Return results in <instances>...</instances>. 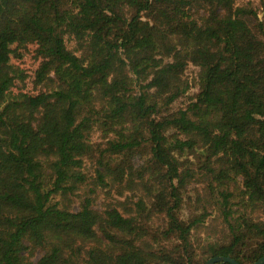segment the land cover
I'll return each instance as SVG.
<instances>
[{
    "label": "trees",
    "instance_id": "obj_1",
    "mask_svg": "<svg viewBox=\"0 0 264 264\" xmlns=\"http://www.w3.org/2000/svg\"><path fill=\"white\" fill-rule=\"evenodd\" d=\"M260 12L264 0H0V264L261 258ZM109 187L132 196L100 212ZM203 233L227 234L229 252L198 259Z\"/></svg>",
    "mask_w": 264,
    "mask_h": 264
},
{
    "label": "rangeland",
    "instance_id": "obj_2",
    "mask_svg": "<svg viewBox=\"0 0 264 264\" xmlns=\"http://www.w3.org/2000/svg\"><path fill=\"white\" fill-rule=\"evenodd\" d=\"M260 1L261 0H242V3H245L246 5L255 7L260 3ZM201 13H206V11L204 9H202ZM259 16L262 19L264 17V13L260 12ZM148 22H149V19H147V17L143 16L134 25L132 31L139 30ZM132 31L131 30L128 31L125 35V38H128L129 36H131ZM69 45L72 48L74 46V43L70 42ZM228 48H233V44L231 43L229 38H228ZM25 66L28 68H32V66H33L32 61L28 60V62L25 64ZM196 70H197L196 66H191L189 69V74L196 72ZM18 87H23V83H19ZM26 87L28 88L29 84ZM18 89L19 88H16L15 90H18ZM37 94H38L37 98H39V100H41L43 97V93L37 92ZM191 94H195L197 99H200L205 95L204 92L199 90L198 86H193V88L191 90ZM179 105H181L180 102L176 106H179ZM101 136H102L101 132L98 131L96 133L95 138L99 139V138H101ZM178 139H183V136L180 135L177 130L169 132L166 136V140L168 142L172 141V140H178ZM86 170L88 172H93V170H94V165H92V163L90 161L87 162ZM175 175L177 178L176 173H175ZM189 188L193 192H202L204 189V183H201L199 181H194L190 184ZM84 189H85V187H84ZM128 196H132V194L129 192H126L122 196V195L117 194L115 190L111 189V187H109L107 189H100L98 191L96 200L93 203V206L96 210L101 212V211H104L106 209V206L109 203H113V202H116L118 200L126 199ZM82 199H83V196H80L77 194L72 195V201H73V208L74 209H76V210L80 209ZM159 222L162 226H164L167 222L166 217L164 215H160L159 216ZM228 242H229V239H228L227 234L212 235V234L203 233L201 239L197 242V253H198L197 258L200 259L201 261H207V259L210 257V255L208 253V247L210 244H215L218 248L219 253L227 254L230 250V245L228 244ZM166 243L170 244L169 242H166ZM43 253H44L43 249H33L32 247H30L26 252V256L29 257V259L37 260Z\"/></svg>",
    "mask_w": 264,
    "mask_h": 264
},
{
    "label": "water",
    "instance_id": "obj_3",
    "mask_svg": "<svg viewBox=\"0 0 264 264\" xmlns=\"http://www.w3.org/2000/svg\"><path fill=\"white\" fill-rule=\"evenodd\" d=\"M216 262H220V263L230 262L231 264H241L237 259L229 255H220V256L211 258L208 261V264H213V263L215 264ZM252 264H264V255Z\"/></svg>",
    "mask_w": 264,
    "mask_h": 264
}]
</instances>
